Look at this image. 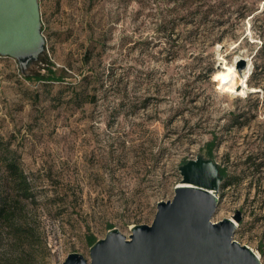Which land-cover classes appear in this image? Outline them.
I'll list each match as a JSON object with an SVG mask.
<instances>
[{
    "label": "rangeland",
    "instance_id": "374dc122",
    "mask_svg": "<svg viewBox=\"0 0 264 264\" xmlns=\"http://www.w3.org/2000/svg\"><path fill=\"white\" fill-rule=\"evenodd\" d=\"M38 2L44 50L25 66L0 55V148L32 194L13 224L33 245L3 230L0 258H88L109 229L150 224L202 158L222 178L212 220L239 213L233 238L264 264V0Z\"/></svg>",
    "mask_w": 264,
    "mask_h": 264
},
{
    "label": "water",
    "instance_id": "95a60500",
    "mask_svg": "<svg viewBox=\"0 0 264 264\" xmlns=\"http://www.w3.org/2000/svg\"><path fill=\"white\" fill-rule=\"evenodd\" d=\"M44 48L38 0H0V55L25 66ZM180 174L173 197L157 202L150 224L133 225L128 236L111 228L90 245L88 258L71 252L61 264H262L233 238L239 213L212 220L222 181L217 164L191 159Z\"/></svg>",
    "mask_w": 264,
    "mask_h": 264
},
{
    "label": "trees",
    "instance_id": "16d2710c",
    "mask_svg": "<svg viewBox=\"0 0 264 264\" xmlns=\"http://www.w3.org/2000/svg\"><path fill=\"white\" fill-rule=\"evenodd\" d=\"M50 76H55L52 69H49L48 77ZM28 77L39 80L42 79L43 75L34 73ZM0 163L2 168V177L0 178V234L4 230L17 245L22 242L30 244L31 247L33 244L27 241L29 233L23 225L13 224L15 203L19 202V199L32 197L28 177L21 170L17 157L8 149V146L0 148ZM10 259L7 250L0 258V264H10Z\"/></svg>",
    "mask_w": 264,
    "mask_h": 264
},
{
    "label": "bare ground",
    "instance_id": "6f19581e",
    "mask_svg": "<svg viewBox=\"0 0 264 264\" xmlns=\"http://www.w3.org/2000/svg\"><path fill=\"white\" fill-rule=\"evenodd\" d=\"M31 63V62H30ZM233 71H232V67L231 66H228L227 67V69H224V70H222L221 71V73H220V75H219V79H220V82H219V86L222 88V89H227V90H229V89H233L234 87H235V85L237 84V82H235V81H230V80H228V78H229V76H230V74L232 73ZM235 75V74H234ZM244 87V86H243ZM237 88V87H236ZM241 93V92H240ZM239 93V94H240ZM178 184H180V182L178 183ZM218 198V197H217ZM229 218H231L232 219V217H230L229 216ZM232 220H234V219H232ZM234 222H235V225H236V221L234 220ZM253 249V248H252ZM254 250V249H253ZM256 253H257V255L259 256V258H260V255H259V253L257 252V251H255ZM261 260V259H260Z\"/></svg>",
    "mask_w": 264,
    "mask_h": 264
}]
</instances>
